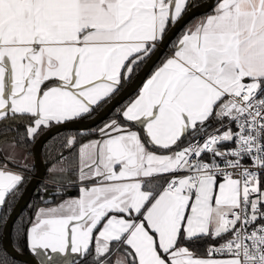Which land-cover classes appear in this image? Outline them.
<instances>
[{
	"label": "snow or ice",
	"instance_id": "1",
	"mask_svg": "<svg viewBox=\"0 0 264 264\" xmlns=\"http://www.w3.org/2000/svg\"><path fill=\"white\" fill-rule=\"evenodd\" d=\"M190 3L0 0V122L26 123L34 140L91 116L137 77ZM171 49L117 110L125 123L80 145L78 196L36 210L26 235L39 264L90 254V264H264V0H217ZM211 120L219 127L209 133ZM13 159L0 164V208L26 180L8 168ZM226 235L206 256L187 246Z\"/></svg>",
	"mask_w": 264,
	"mask_h": 264
},
{
	"label": "trees",
	"instance_id": "2",
	"mask_svg": "<svg viewBox=\"0 0 264 264\" xmlns=\"http://www.w3.org/2000/svg\"><path fill=\"white\" fill-rule=\"evenodd\" d=\"M204 1L205 0H191L190 6L193 7L195 5H199V4L203 3ZM216 2H217V0L214 1V4ZM214 4L211 6V8L209 10H207L204 13L210 12L212 10V8L214 7ZM199 15H202V14H199ZM199 15L191 17L188 21H186L182 25V27L178 30V32L176 33L174 38L168 43L167 47L162 52L158 61L153 65V67L151 68V70L147 74L146 78L154 71V69L156 67H158L168 56H170V54L172 53L171 46H172L173 42H175L179 38V36L184 32L186 26L190 22H192L196 17H198ZM146 78H145V80H146ZM144 81H143V83H144ZM142 84H141V86H142ZM140 87L135 92H133L132 94L127 96L121 103L116 105L113 108V110H111L100 123L94 125L93 127L86 128V129L63 128V129L55 131L54 133H52L50 136H48L43 141V143L40 147V153L42 156L44 166L46 168L45 177H48L49 169L53 164H62L65 167L66 178H67L63 182L71 181L72 185L66 187V186H58L56 184H52L46 180H40L39 181L36 189L34 190L32 195L29 197L27 202L25 203L24 207L22 208L19 215L14 220L12 227L10 229L11 243L17 251H19L21 253L33 255V253L30 251V249L28 247L26 234H27V229L30 225V222L36 213V210L38 209L39 206H41L43 204L42 197L45 193V190L47 188H61L64 190V192L67 189H72L73 193L76 192V190H77L76 183H77L78 168H79L78 167V149H79L80 145L86 140L98 137L99 136L98 131H94V130H98L105 123H107L113 119H118V120H120L121 124H124L125 122H124L123 118L117 115V110L123 109L131 101V99L138 93ZM99 109L94 111L91 116L85 117L84 119H81V120L91 118ZM210 124H211V128H209V129H212L213 127L218 125L219 122L216 120H211ZM26 127H27V124L24 122H20V121H16V122L3 121V122H0V144L2 141L7 140L10 142H13L17 146L26 150L28 153H32V145H33L35 139L33 140V139L27 138ZM45 129L46 128H42L40 130L39 134ZM135 130H139V129H135ZM22 137H23V139H22ZM72 137L76 138V144L74 146H72L71 148H69L67 145V141L69 140V138H72ZM191 137H192L191 134H189L185 138L184 142L181 144V147H184V145L191 139ZM5 156L6 155H5L4 151L0 147V164L4 163V157ZM34 172H35V167H32L31 171L28 170L26 173H24L26 180H25V183L20 190V194L23 191V189L26 187V185L29 183ZM48 179H49V177H48ZM50 180H52V179H50ZM63 194H65V193H63ZM19 195H17L15 198H10V204L6 205L3 208H0V264H28L27 262L22 261L20 259H17L15 257H13L12 255H10L5 250V248L3 247V243H2V234H3L4 223H5L8 215H9V213L12 211ZM227 237L228 236L226 235L221 240H213L211 238H207V239L199 240V241H196L193 243H188L187 246L191 250H194L197 255L203 256V255H207L206 249L208 248L209 245L220 242ZM91 259H92L91 254L87 257H84V258H77V264H90Z\"/></svg>",
	"mask_w": 264,
	"mask_h": 264
},
{
	"label": "water",
	"instance_id": "3",
	"mask_svg": "<svg viewBox=\"0 0 264 264\" xmlns=\"http://www.w3.org/2000/svg\"><path fill=\"white\" fill-rule=\"evenodd\" d=\"M214 1L215 0H205L203 3L199 5H195L193 7L190 6L189 10L184 15V17L173 28H171L165 41L159 47L158 51L153 55L150 61L145 66L141 67L137 77L133 79L129 84H127L120 91V93L113 98V100L109 104L102 106L91 118L85 120L72 121L61 125H53L51 128H46L45 130H43L35 138L34 143L32 145V155L34 160L35 172L32 175L29 183L26 185V187L19 195L12 211L9 213L3 226L2 243L5 250L10 255H12L17 259L25 261L28 264H39V260L34 255L21 253L13 247L10 239V229L12 227L14 220L16 219V217L19 215L20 211L24 207L25 203L36 189L39 181L44 180L45 178L46 168L44 166V163L43 164L41 163V159H40V147L43 141L55 131L63 128L86 129V128H91L94 125L100 123L107 116V114L111 110H113V108L116 105L121 103L127 96L135 92L141 86V84L145 80L147 74L149 73L153 65L158 61L162 52L167 47L168 43L174 38L178 30L182 27V25L186 21H188L191 17L199 14H203L204 12L209 10L211 6L214 4ZM58 189L60 190L61 193H65V194L73 193L72 189H67L64 192V190L61 188H47L42 197V202L48 203L53 201L55 199V196H57Z\"/></svg>",
	"mask_w": 264,
	"mask_h": 264
},
{
	"label": "crops",
	"instance_id": "4",
	"mask_svg": "<svg viewBox=\"0 0 264 264\" xmlns=\"http://www.w3.org/2000/svg\"><path fill=\"white\" fill-rule=\"evenodd\" d=\"M214 6H215V4H214ZM214 8V7H213ZM213 8H212V10L210 11V12H208V13H204V14H202V15H199L198 17H196L192 22H190L187 26H189L190 24H193L197 19H199L200 17H203L204 15H206V14H211L212 13V11H213ZM186 26V27H187ZM182 35V34H181ZM180 35V36H181ZM179 36V37H180ZM172 54V53H171ZM170 54V55H171ZM157 68V67H156ZM155 68V69H156ZM154 69V70H155ZM152 74V73H151ZM150 74V75H151ZM149 75V76H150ZM149 76L146 78V80L149 78ZM145 80V81H146ZM144 81V82H145ZM144 84V83H143ZM143 84H142V86H143ZM142 86L140 87V89L142 88ZM140 89H139V91H140ZM139 91H138V93L131 99V101H133L136 97H137V95L139 94ZM130 101V102H131ZM129 102V103H130ZM128 103V104H129ZM110 122V121H109ZM109 122H107V123H109ZM211 122V121H210ZM106 124V123H105ZM104 124V125H105ZM104 125L102 126V127H104ZM101 127V128H102ZM135 130V129H134ZM101 137H100V135L98 136V137H96V138H92V139H89V140H86V141H84L83 143H86V142H88V141H90V140H94V139H100ZM16 144H13V142H10V141H7V140H4V141H2L1 142V144H0V147H1V149L4 151V153L7 155V156H10V157H13L14 159H13V162L12 163H9L7 166H8V168H10L11 170H13V171H18V172H27V171H24V168H23V164H24V162L26 161L27 162V164H28V168H32V167H35L34 166V160H33V155H32V153H28L26 150H22V152H21V150H19L20 148H18L19 146H15ZM40 159H41V163L43 164V160H42V156H41V153H40ZM17 163H19L20 165H21V167H17L16 165H17ZM53 167H55V173H56V175L57 176H63V177H66V171H65V167L62 165V164H53L51 167H50V169H52ZM78 167H79V159H78ZM48 177H49V179H52V173H50L49 172V175H48ZM53 180V179H52ZM64 181V180H63ZM62 181V182H63ZM65 182H67V181H65ZM76 186H77V190H76V192L75 193H72V194H63V195H58V196H55V199L53 200V201H51V202H59L60 200H63V199H66V198H69V197H76V196H78V189H79V184H78V181H77V183H76ZM49 206H52V204L51 203H43L41 206H39L38 208H40V207H49ZM29 227H30V225H29ZM28 227V228H29ZM33 255L36 257V255L33 253ZM74 255V254H73ZM198 256H202V255H198ZM203 256H206V255H203ZM37 258V257H36ZM61 259H63V257H61Z\"/></svg>",
	"mask_w": 264,
	"mask_h": 264
},
{
	"label": "built area",
	"instance_id": "5",
	"mask_svg": "<svg viewBox=\"0 0 264 264\" xmlns=\"http://www.w3.org/2000/svg\"><path fill=\"white\" fill-rule=\"evenodd\" d=\"M224 123L227 124V121H224ZM217 127H219V124L216 125L215 127H213L212 129H209L208 132L211 133V132H212L214 129H216ZM233 131H235V126H234V125H233ZM205 135H206V134H201V135H199L198 137H196L195 139L199 140V142L202 144L203 141H204ZM189 142H194L193 137H191V139H190V140L184 145V147L187 146V144H188ZM234 146H235L234 144H226V145H223L222 147H224V148H229V147H234ZM203 158H204L205 160H208V159H209V157H208L207 155H205ZM243 163L246 164V165H250L251 162H250L248 159H245V160L243 161ZM232 171H233L234 176H238L240 170L234 169V170H232ZM24 173H25V172H24ZM46 181H48V182H50V183H52V184H56V185H58V186H66V187H68V186L70 185L69 182H60V181H58V180H50V179H48V180H46ZM262 189H264V178H262ZM229 238H230V237L228 236V237L225 238L224 240H222V241H220V242H217V243H215V244H216V245H219L220 243H223L225 240H227V239H229Z\"/></svg>",
	"mask_w": 264,
	"mask_h": 264
},
{
	"label": "rangeland",
	"instance_id": "6",
	"mask_svg": "<svg viewBox=\"0 0 264 264\" xmlns=\"http://www.w3.org/2000/svg\"><path fill=\"white\" fill-rule=\"evenodd\" d=\"M14 144V143H13ZM16 146V145H15ZM18 148H20L19 150H21V152H22V148L21 147H18ZM6 155V154H5ZM7 156V155H6ZM13 162V161H12ZM28 170H30L31 171V168H28ZM26 173V172H25ZM34 174V173H33ZM31 180V179H30ZM44 180H48V177H45L44 178ZM58 181H60V180H58ZM60 182H62V181H60ZM70 185L69 186H71L72 184L71 183H69Z\"/></svg>",
	"mask_w": 264,
	"mask_h": 264
}]
</instances>
